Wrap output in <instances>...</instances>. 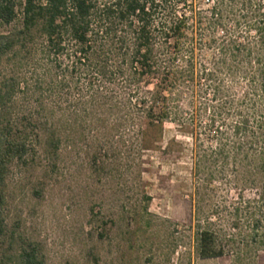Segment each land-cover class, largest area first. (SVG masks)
I'll list each match as a JSON object with an SVG mask.
<instances>
[{"label": "trees", "instance_id": "obj_1", "mask_svg": "<svg viewBox=\"0 0 264 264\" xmlns=\"http://www.w3.org/2000/svg\"><path fill=\"white\" fill-rule=\"evenodd\" d=\"M0 24L12 27L0 35V64L10 68L0 79V247L10 167L27 165L40 124L49 145L59 146L70 125L64 114L58 126L56 106L83 85L92 105L110 114L121 107L123 119L140 123L142 146L168 123L192 140L203 259L237 244L204 208L218 199L212 216L228 211L231 189L239 191L232 229L248 228L245 241L264 249V0H0ZM20 243L14 251L10 242L0 264H46L38 245Z\"/></svg>", "mask_w": 264, "mask_h": 264}, {"label": "rangeland", "instance_id": "obj_2", "mask_svg": "<svg viewBox=\"0 0 264 264\" xmlns=\"http://www.w3.org/2000/svg\"><path fill=\"white\" fill-rule=\"evenodd\" d=\"M11 28L0 24V35ZM9 69L5 59L0 79ZM26 75L23 69L22 83ZM89 92L81 85L69 103L63 96L65 103L56 106L58 126L65 125L64 114L70 125L59 132L56 149L40 124L27 165L10 167L7 239L0 254L10 250L11 241V249L19 250L24 239L40 247L46 264H264V249L245 241L249 229L231 227V208L239 203L233 189L223 205L228 211L212 216L222 205L218 199L204 208L237 244L223 257L203 259L193 216L192 140L168 123L161 137L152 133L142 146L140 123L123 119L121 107L110 114L108 107L92 105ZM18 101L15 114L23 107L20 94ZM92 110L99 112L84 114Z\"/></svg>", "mask_w": 264, "mask_h": 264}]
</instances>
